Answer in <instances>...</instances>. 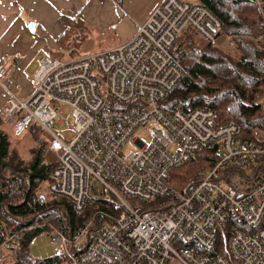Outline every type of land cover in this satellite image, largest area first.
Wrapping results in <instances>:
<instances>
[{"label": "built area", "instance_id": "2783aa9c", "mask_svg": "<svg viewBox=\"0 0 264 264\" xmlns=\"http://www.w3.org/2000/svg\"><path fill=\"white\" fill-rule=\"evenodd\" d=\"M188 25L219 43L221 23L207 8L162 0L125 42L73 58L40 57L25 98L0 68L1 119L14 136L32 123L48 135L55 157L48 193L69 200L77 214L96 203L111 211L95 232L89 219L70 236L51 230L63 264H264V138H245L236 122L216 125L212 110L162 106L184 75L173 47ZM55 122H67L73 135ZM208 148L214 158L199 179L169 185L173 169ZM249 165L255 172L246 187L221 182L228 169ZM230 220L241 227L230 233L225 257L215 246ZM20 240L14 232L0 241V264H13L8 256Z\"/></svg>", "mask_w": 264, "mask_h": 264}, {"label": "trees", "instance_id": "16d2710c", "mask_svg": "<svg viewBox=\"0 0 264 264\" xmlns=\"http://www.w3.org/2000/svg\"><path fill=\"white\" fill-rule=\"evenodd\" d=\"M114 1L120 5L122 0ZM187 1L200 4L214 14L221 23L218 36L231 38L234 47L218 48L193 26H186L173 47V54L185 68L184 75L162 106L170 112L177 108L212 110L217 115L216 125L236 122L245 138H264V0ZM58 20L64 26L57 38L58 57L73 58L87 53L83 45L89 35L87 26L91 25L81 16H60ZM3 126L9 127L0 117V241L11 233H21L19 249L8 256L13 264H63L65 256L60 251L42 258L33 257L32 240L43 233L49 235L53 228L70 236L86 219L91 221L90 228L95 232L109 221L106 214L111 211L103 203H96L77 214L69 200L53 194L49 198L41 191L43 183L51 182L54 167V162L42 163L48 142L34 149L29 161L19 159L15 163L13 155L8 157L12 138ZM25 132L37 140L44 130L32 123ZM213 152L209 148L200 151L191 161L173 169L169 182L179 188L199 179L211 166ZM259 170L264 174V163ZM238 227L241 226L230 220L219 232L217 253L228 257L226 242Z\"/></svg>", "mask_w": 264, "mask_h": 264}, {"label": "crops", "instance_id": "0c3cea01", "mask_svg": "<svg viewBox=\"0 0 264 264\" xmlns=\"http://www.w3.org/2000/svg\"><path fill=\"white\" fill-rule=\"evenodd\" d=\"M161 1L122 0L118 5L114 0H0V68H5L14 92L25 98L33 90L37 60L59 56L57 38L64 29L60 16H81L94 27L116 29L122 43ZM6 100L0 88L1 107Z\"/></svg>", "mask_w": 264, "mask_h": 264}, {"label": "rangeland", "instance_id": "374dc122", "mask_svg": "<svg viewBox=\"0 0 264 264\" xmlns=\"http://www.w3.org/2000/svg\"><path fill=\"white\" fill-rule=\"evenodd\" d=\"M89 25V24H88ZM88 28V37L85 38L84 40V45H83V51L87 53H96L101 50H107L110 49L117 44L120 43L121 36L118 34V31L116 29L112 28H105L101 29L95 25H91L90 27L87 26ZM233 40L229 37L227 38H222L219 40V43H217L218 48H222L224 50H227L233 46ZM81 51V49H80ZM58 57V56H57ZM59 58V57H58ZM96 70V65H94L93 71ZM264 104V102H263ZM66 113L64 114L65 116L69 115V108L66 107ZM9 127H4V132L8 134L10 137L11 141V157L12 155L14 162H18L19 159H22L24 162H27L30 160L32 156V152L34 149L40 148L43 146L44 142H48V135L45 132H42L40 135H38V139L34 138L31 134H28L27 132L23 133L20 136H14L12 135V130ZM54 129H60L63 131L64 135H73V131L70 129V126L68 125L67 122L63 124H58L54 123L53 124ZM136 134H140L147 140L149 139L148 135L145 132H138V130L135 131ZM16 137V138H15ZM131 149L128 144L122 147L123 152H127V150ZM50 152V151H49ZM48 150H43L42 157H43V162H49L52 163L55 160L54 155L49 153ZM26 165V164H25ZM21 165V166H25ZM254 172H255V166L254 165H249L243 170H237L234 168L228 169V174L226 177H224L221 182L222 183H235L240 185V187H246L248 183L253 181L254 178ZM42 189L41 191L46 194L48 197L50 194L47 191V183L42 184ZM170 186H173L171 182H169ZM186 184H184L182 187H184ZM50 198V197H49ZM128 201L131 203V200L128 199ZM30 252L35 258H42L51 255L54 253L53 246L51 244V239H50V234H40L36 236L31 244H30Z\"/></svg>", "mask_w": 264, "mask_h": 264}, {"label": "water", "instance_id": "95a60500", "mask_svg": "<svg viewBox=\"0 0 264 264\" xmlns=\"http://www.w3.org/2000/svg\"><path fill=\"white\" fill-rule=\"evenodd\" d=\"M29 25L32 27L33 26V23H30Z\"/></svg>", "mask_w": 264, "mask_h": 264}, {"label": "bare ground", "instance_id": "6f19581e", "mask_svg": "<svg viewBox=\"0 0 264 264\" xmlns=\"http://www.w3.org/2000/svg\"><path fill=\"white\" fill-rule=\"evenodd\" d=\"M176 44V43H175ZM30 82V81H29ZM196 109V108H195ZM216 114V113H215ZM217 116V115H216Z\"/></svg>", "mask_w": 264, "mask_h": 264}]
</instances>
